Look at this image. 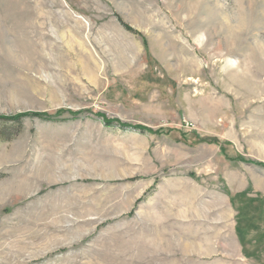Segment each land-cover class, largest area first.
<instances>
[{"label": "rangeland", "instance_id": "1", "mask_svg": "<svg viewBox=\"0 0 264 264\" xmlns=\"http://www.w3.org/2000/svg\"><path fill=\"white\" fill-rule=\"evenodd\" d=\"M31 112L0 264H264V0H0V117Z\"/></svg>", "mask_w": 264, "mask_h": 264}, {"label": "trees", "instance_id": "2", "mask_svg": "<svg viewBox=\"0 0 264 264\" xmlns=\"http://www.w3.org/2000/svg\"><path fill=\"white\" fill-rule=\"evenodd\" d=\"M129 29V28H128ZM45 116L43 115V114H39V113H33V112H31V113H23V114H20L19 116H17V117H13V118H4V117H0V122L1 121H4V122H14V123H20L21 121H23L24 119H26V118H40V119H42V118H44ZM105 123H106V125H109V126H111V125H113L114 124V122H110V121H106L105 120ZM116 124L117 123H119V125L121 126L122 124L120 123V122H115ZM118 125V126H119ZM124 126V125H123ZM124 127H126V126H124ZM136 130H139V131H144V132H148L147 130H145L144 128H138V127H136L135 128ZM1 140H7L8 139V137L7 136H2L1 138H0Z\"/></svg>", "mask_w": 264, "mask_h": 264}]
</instances>
